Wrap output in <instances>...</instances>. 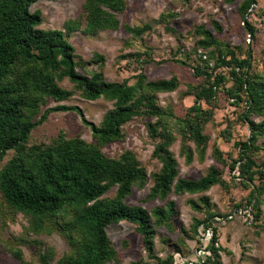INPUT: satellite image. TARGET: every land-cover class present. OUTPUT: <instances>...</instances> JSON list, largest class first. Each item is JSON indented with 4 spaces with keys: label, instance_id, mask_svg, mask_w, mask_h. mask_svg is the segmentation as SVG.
Here are the masks:
<instances>
[{
    "label": "trees",
    "instance_id": "trees-1",
    "mask_svg": "<svg viewBox=\"0 0 264 264\" xmlns=\"http://www.w3.org/2000/svg\"><path fill=\"white\" fill-rule=\"evenodd\" d=\"M38 1L0 0V164L13 152L0 167V226L6 224L9 216L22 214L29 222L27 230L34 235L58 233L68 242V251L55 264H107L121 257L107 229L126 221L143 237L149 257L157 264H182L176 261L174 253L167 259L155 254L157 230L176 231L175 203L167 201L166 206L148 211L142 205H130L127 198L134 188H146L149 177L153 185L145 202L166 201L172 193L202 195L217 185L230 186V181H226L223 172L215 166L198 180L179 177L178 161L171 151L177 131L182 137L181 155L185 156L186 163L191 164L196 154L200 162L205 160L209 137L204 127L212 121L215 110L205 108L204 104L213 105L223 96L240 106L238 118L250 132L248 137L234 143L238 153L228 166L230 173H234L232 181L250 188L247 206H251L254 216L252 225L264 232V223H256L261 216L264 196V76L252 72L250 52L240 58L235 49L205 26L197 27L195 31L202 38L195 52L199 54V49L203 50L199 54L201 63L193 67L198 82L187 84V92L195 101L184 116H176L173 110L158 105L157 100L158 94L179 89L181 83L176 75L151 81L140 73L136 83L131 85L128 81L109 82L102 71H93L90 75L80 73L78 69L85 70L88 63L77 55L67 37L82 28V19L66 21L65 30L40 29L44 22L42 13L31 10ZM235 1L227 0V3ZM256 4V0H243L238 8L251 37L255 35L247 15ZM83 8L84 32L94 35L120 27L116 13L125 10L126 0H85ZM149 27L125 25L134 37H139ZM215 28L219 33L222 31L219 23H215ZM99 58L103 57L95 53L90 63ZM223 67L229 68V77L219 71ZM65 78L74 89L60 85ZM228 81L233 82L229 87L226 86ZM76 91L83 99L104 98L114 104L99 125L84 119L95 142H87L80 136L69 138L61 132L49 144L28 145L32 132L47 121L51 113H81L77 107L65 104L42 110L46 99L67 101ZM138 116L156 119L148 122L147 128L157 142L153 157L161 168L150 175L131 150L119 157H110L103 151L109 144L123 141L126 136L123 127ZM174 117L178 121L176 125L170 120ZM261 139L263 142L259 144ZM190 142L195 145L194 149ZM213 157L227 164L219 147H215ZM113 188H116L114 197H105ZM189 204L198 211L202 210L201 204L211 206L207 195L189 200ZM216 216L210 214L205 219H194L192 237L198 236L201 226L212 234L206 251L195 264H223L220 252L225 248L219 245L218 230L212 224ZM2 240L19 264H35L25 259L20 245H15L24 243L26 238ZM33 242L37 244L41 264H54L53 250L43 251L42 241L30 243Z\"/></svg>",
    "mask_w": 264,
    "mask_h": 264
},
{
    "label": "rangeland",
    "instance_id": "rangeland-1",
    "mask_svg": "<svg viewBox=\"0 0 264 264\" xmlns=\"http://www.w3.org/2000/svg\"><path fill=\"white\" fill-rule=\"evenodd\" d=\"M256 1L257 4L247 15L254 31L253 37L249 34V29L238 10L243 0H236L233 4H228L227 0H126L125 10L116 13L120 27L117 30L100 31L94 35L85 33L83 29L86 25L83 8L85 0H39L31 10L41 11L44 22L39 28L44 30H65L66 21L82 19V28L67 37L75 46L77 55L88 63L85 70L78 69L80 73L90 75L93 71H102L109 82L128 81L131 85L136 83L137 75L140 73H144L151 81L170 79L176 75L181 83L179 89L158 94L157 100L158 105L173 110L176 116H184L195 101L194 96L187 92V84L198 82L193 67L201 63L199 54L203 51L199 49V54L195 52L198 49L197 42L202 38L195 31L197 27L205 26L230 48L235 49L236 56L240 58L246 57L250 52L252 72L264 76V0ZM215 23L222 27L220 33L215 28ZM125 25L150 27L139 37H134L125 29ZM237 47L242 49L239 50ZM95 53L103 58L90 63ZM219 71L229 77L228 67H223ZM232 84V81H228L226 86ZM60 85L69 90L74 89L67 78L63 79ZM232 101L229 102V99L222 96L221 100H217L213 105L204 104L207 109L213 107L215 116L204 127V133L209 140L203 162L199 161L196 154L191 164L186 163L185 156L181 155L182 137L174 130L176 127L173 131H176L177 139L171 145V151L178 161L179 177L198 180L208 174L210 167L215 166L223 172L224 179L230 181L229 187L217 185L202 195L172 193L166 201L145 202L153 185V179L149 177L146 188H134L132 195L127 198L130 205H142L148 211L156 206H166L167 201L175 203L176 231L160 228L154 240L155 254L161 259H167L174 253L179 263L199 262V253L207 249L211 236L208 230H205L206 227L201 226L198 236L192 237L191 227L195 218L205 219L208 215L215 214L218 216L213 218L212 224L218 230L219 245L225 248V251L220 252L222 263L264 264V232L252 225L254 216L251 206H247L250 188L232 181L234 173H230L228 167L238 153L234 143L248 137L250 133L238 118L240 106ZM59 104L75 106L81 113L76 111L51 113L47 121L32 132L28 145L49 144L61 132L69 138L80 136L87 142H95L92 131L84 123V119L99 125L105 114L114 108L112 101L104 98L86 100L76 91V95L67 101L56 102L53 99H46L42 110ZM155 120L135 117L123 127L125 139L109 144L103 151L110 157H119L126 150H131L149 175L158 171L161 164L153 157L157 142L151 138L147 128V123ZM170 120H173L174 124L178 122L176 118ZM255 120L259 121L260 118ZM262 142L263 139L258 143ZM189 145L195 148L193 143L190 142ZM215 147H219L223 152L227 164L220 163L213 157ZM12 156L13 152H9L0 167ZM115 193L116 188H113L105 197H114ZM204 195L210 198L211 206L201 204L202 210H195L189 204V200H198ZM260 209L261 216L256 222L258 225L264 223V196ZM28 226V219L22 214L9 216L6 218V224L0 226V264H19L4 246L2 238L5 241H13L16 237L26 238L24 243L14 240L15 245H20L25 259L35 264L41 262L37 255V244L30 243L34 240L42 241L43 251L48 248L53 250L54 264L68 251L69 244L62 235L53 233L50 236L46 234L36 236L27 230ZM107 231L121 256L119 261L107 264H134L138 261L157 264L149 257L143 237L137 233L133 224L126 221L112 224Z\"/></svg>",
    "mask_w": 264,
    "mask_h": 264
},
{
    "label": "built area",
    "instance_id": "built-area-1",
    "mask_svg": "<svg viewBox=\"0 0 264 264\" xmlns=\"http://www.w3.org/2000/svg\"><path fill=\"white\" fill-rule=\"evenodd\" d=\"M208 233H209V236H212V234L209 231H208ZM204 251H206V249ZM204 251H200L199 256H198L199 258L201 257V255H203ZM182 264H184V263H182Z\"/></svg>",
    "mask_w": 264,
    "mask_h": 264
}]
</instances>
